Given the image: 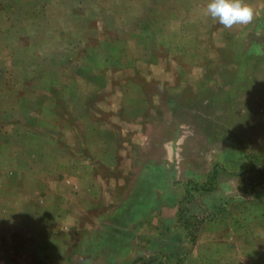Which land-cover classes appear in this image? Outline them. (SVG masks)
Listing matches in <instances>:
<instances>
[{"label": "rangeland", "instance_id": "obj_1", "mask_svg": "<svg viewBox=\"0 0 264 264\" xmlns=\"http://www.w3.org/2000/svg\"><path fill=\"white\" fill-rule=\"evenodd\" d=\"M0 0V264H264V0Z\"/></svg>", "mask_w": 264, "mask_h": 264}, {"label": "clouds", "instance_id": "obj_2", "mask_svg": "<svg viewBox=\"0 0 264 264\" xmlns=\"http://www.w3.org/2000/svg\"><path fill=\"white\" fill-rule=\"evenodd\" d=\"M207 13L218 19L225 28L234 25H247L254 18V10L244 0H211L207 5Z\"/></svg>", "mask_w": 264, "mask_h": 264}]
</instances>
